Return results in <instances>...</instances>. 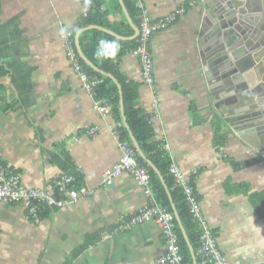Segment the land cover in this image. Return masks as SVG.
<instances>
[{
    "label": "crops",
    "instance_id": "0c3cea01",
    "mask_svg": "<svg viewBox=\"0 0 264 264\" xmlns=\"http://www.w3.org/2000/svg\"><path fill=\"white\" fill-rule=\"evenodd\" d=\"M143 2L152 20L184 12L152 37L154 87L144 80L136 46L123 49L116 70L127 84L138 86L139 107L156 133L151 143L167 146L170 162L193 181L202 215L226 258L264 264V160L244 127L232 123L250 111L238 93L246 90L237 87L253 86L255 77L252 71H240L236 80L214 77L205 51L209 17L219 0ZM133 5L137 17L131 18L140 29ZM90 9L88 0H0V164L20 174L24 187L57 198L63 197L57 180L73 174L79 192L38 219L22 205L1 204L0 264H154L166 253L161 228L142 218L148 202L134 176L123 172L106 184L123 146L138 155L124 124L120 93L121 119L113 111L102 114L70 56L69 41L80 60L78 42L87 56L82 40L90 30L88 42L93 30L123 42H138L140 34L123 10L108 13L107 6L102 7L104 25L85 27ZM107 60L99 63L108 65ZM120 226L126 229L105 237Z\"/></svg>",
    "mask_w": 264,
    "mask_h": 264
},
{
    "label": "built area",
    "instance_id": "2783aa9c",
    "mask_svg": "<svg viewBox=\"0 0 264 264\" xmlns=\"http://www.w3.org/2000/svg\"><path fill=\"white\" fill-rule=\"evenodd\" d=\"M139 10L140 36L133 54L136 55L142 65V74L146 84L154 87V62L151 55L152 37L171 26L177 19V15L184 12L181 10L176 14H171L160 20H152L145 8L143 0H132ZM202 0H190V4L194 5ZM70 56L77 61L75 65L76 72L80 75L84 88L91 94H94L99 101V111L106 114L113 111L110 102L97 93L98 87L102 81L99 77L90 75L81 63L78 53L74 50V45L69 41ZM123 156L119 163L106 176V184L112 185L114 179L128 172L134 176L136 181L144 188L148 205L146 206L142 218L146 221L155 222L161 228L166 242V253L163 254L154 264H187L181 253L179 244V236L175 218L167 206L159 200L156 189L152 184V176L147 167H145L136 152L130 148L123 146ZM166 152L168 147H164ZM169 173L175 181V185L182 189L186 201L192 214L194 222L197 223L198 230V250L197 256L203 264H240L239 262L229 261L224 255L218 243L213 229L204 218L201 212V204L195 193L194 186L190 179L179 170V168L171 164ZM76 176L64 173L56 182V190L63 197L57 198L52 193L40 189H29L23 186L21 176L11 166L0 164V205L3 203L19 204L26 207L28 214L35 219L40 218L41 213L47 208H62L70 200H75L79 196L76 190ZM64 195L67 196L64 197ZM142 219V220H143ZM124 226L118 227L113 233L106 234V238L117 235L120 231L125 230Z\"/></svg>",
    "mask_w": 264,
    "mask_h": 264
},
{
    "label": "water",
    "instance_id": "95a60500",
    "mask_svg": "<svg viewBox=\"0 0 264 264\" xmlns=\"http://www.w3.org/2000/svg\"><path fill=\"white\" fill-rule=\"evenodd\" d=\"M119 2L128 22L139 36L140 29L133 23L125 1L119 0ZM209 21L210 33L207 34L209 44L205 54L210 52L212 57L210 58V67L214 69V77L222 80H236L240 71H252L251 73L255 77L253 86L245 83L242 87H237L246 90L243 93L238 90V93L246 98V105L250 111L244 117L232 120V123L244 127L255 145L253 146L251 143V146L257 150L256 154L259 155V158L264 160V0H219L218 8L212 11ZM95 28L125 39L106 29ZM131 39L129 38V40ZM78 46L80 57L86 65L96 73L110 78L117 85L120 93V110L133 145L139 157L158 175L165 187L194 264H198L195 249L179 216L166 180L162 172L147 158L127 122L122 85L116 77L102 71L90 61L81 49L79 42Z\"/></svg>",
    "mask_w": 264,
    "mask_h": 264
},
{
    "label": "trees",
    "instance_id": "16d2710c",
    "mask_svg": "<svg viewBox=\"0 0 264 264\" xmlns=\"http://www.w3.org/2000/svg\"><path fill=\"white\" fill-rule=\"evenodd\" d=\"M126 7L134 20L137 17V11L133 5L132 0H124ZM91 5V9L88 13V16L84 19L83 26L88 27L91 25L102 26L105 22L101 19L103 16L107 15L106 11L102 12V7L107 6V10L110 12L122 13V7L120 5L119 0H88ZM126 23V19L124 21ZM128 25V24H126ZM130 29V33L132 34V29ZM90 31L84 33V39L82 40L84 44V49L89 57V59L96 65H100V68L104 71H107L113 75H115L123 87V95H124V104H125V112L127 116L128 123L140 143L142 150L145 152L147 157L153 161V163L159 168L162 172L166 183L169 187L173 200L178 209L179 215L182 219L183 225L188 233L189 239L196 249L198 250V230L197 223L194 222L192 214L190 213L186 197L181 188L175 185V181L173 177L169 173V168L171 166V162L167 152L163 150L164 146L159 145L157 143H151L152 140L155 139L156 133L155 130L148 118V116L143 112V110L139 107L138 104V96H139V88L134 84H127L118 74L116 70L115 59L119 58L125 48H132L137 45V42H123L121 40H117L115 37L103 33L98 30H93L95 36L89 42L85 40V36H88ZM76 33V30L73 31ZM99 38V40L97 39ZM86 41V42H85ZM105 58L108 59V65L100 64L99 60ZM81 63L84 65V69L93 76L100 77L103 80V83L98 87L97 93L99 96L105 97L108 99L110 104L113 105V112L118 119L120 118V110H119V92L117 86L113 83L112 80L108 78H104L100 74L93 71L86 63L81 59ZM114 64V65H113ZM124 136L128 138V132L124 129ZM129 142H131L129 140ZM142 164L145 165L152 176V184L156 189V193L158 194L159 200L169 208V210L173 213V209L169 200V197L166 193V190L158 178V175L148 166V164L140 159ZM193 184V181H192ZM177 225V232L179 236V244L181 248V253L184 257V260L187 264H193V259L191 252L188 248L187 242L183 236L181 229L178 226V222L175 219ZM198 264H203L199 256L197 257Z\"/></svg>",
    "mask_w": 264,
    "mask_h": 264
}]
</instances>
